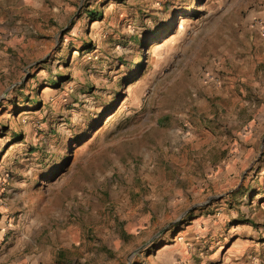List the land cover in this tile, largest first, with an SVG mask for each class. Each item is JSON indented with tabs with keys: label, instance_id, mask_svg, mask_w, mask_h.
I'll return each instance as SVG.
<instances>
[{
	"label": "rangeland",
	"instance_id": "obj_1",
	"mask_svg": "<svg viewBox=\"0 0 264 264\" xmlns=\"http://www.w3.org/2000/svg\"><path fill=\"white\" fill-rule=\"evenodd\" d=\"M261 22L0 0V264H264Z\"/></svg>",
	"mask_w": 264,
	"mask_h": 264
},
{
	"label": "crops",
	"instance_id": "obj_2",
	"mask_svg": "<svg viewBox=\"0 0 264 264\" xmlns=\"http://www.w3.org/2000/svg\"><path fill=\"white\" fill-rule=\"evenodd\" d=\"M255 57L259 61H264V35H260V40L256 47Z\"/></svg>",
	"mask_w": 264,
	"mask_h": 264
},
{
	"label": "trees",
	"instance_id": "obj_3",
	"mask_svg": "<svg viewBox=\"0 0 264 264\" xmlns=\"http://www.w3.org/2000/svg\"><path fill=\"white\" fill-rule=\"evenodd\" d=\"M90 16L92 17V22H93L99 20L102 15L99 14L98 11H91Z\"/></svg>",
	"mask_w": 264,
	"mask_h": 264
},
{
	"label": "built area",
	"instance_id": "obj_4",
	"mask_svg": "<svg viewBox=\"0 0 264 264\" xmlns=\"http://www.w3.org/2000/svg\"><path fill=\"white\" fill-rule=\"evenodd\" d=\"M260 27H261V30L264 32V22H261Z\"/></svg>",
	"mask_w": 264,
	"mask_h": 264
}]
</instances>
